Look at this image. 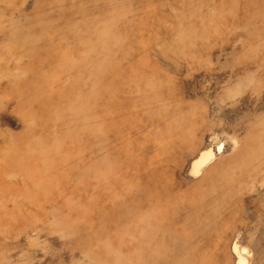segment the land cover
<instances>
[{
  "label": "rangeland",
  "instance_id": "374dc122",
  "mask_svg": "<svg viewBox=\"0 0 264 264\" xmlns=\"http://www.w3.org/2000/svg\"><path fill=\"white\" fill-rule=\"evenodd\" d=\"M264 264V0H0V264Z\"/></svg>",
  "mask_w": 264,
  "mask_h": 264
},
{
  "label": "bare ground",
  "instance_id": "6f19581e",
  "mask_svg": "<svg viewBox=\"0 0 264 264\" xmlns=\"http://www.w3.org/2000/svg\"><path fill=\"white\" fill-rule=\"evenodd\" d=\"M241 264H244L243 262Z\"/></svg>",
  "mask_w": 264,
  "mask_h": 264
}]
</instances>
